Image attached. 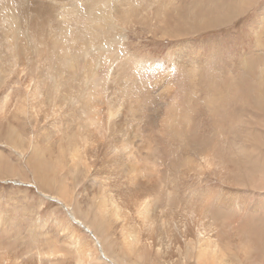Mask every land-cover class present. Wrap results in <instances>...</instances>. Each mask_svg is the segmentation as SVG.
<instances>
[{
	"label": "bare ground",
	"instance_id": "bare-ground-1",
	"mask_svg": "<svg viewBox=\"0 0 264 264\" xmlns=\"http://www.w3.org/2000/svg\"><path fill=\"white\" fill-rule=\"evenodd\" d=\"M0 264H264V0H0Z\"/></svg>",
	"mask_w": 264,
	"mask_h": 264
},
{
	"label": "rangeland",
	"instance_id": "rangeland-1",
	"mask_svg": "<svg viewBox=\"0 0 264 264\" xmlns=\"http://www.w3.org/2000/svg\"><path fill=\"white\" fill-rule=\"evenodd\" d=\"M148 43V42H147ZM150 46H149V48L151 49V50H153V51H155V53H160L162 50L160 49V48H162V46L160 47V48H155V46L154 45H152V43H148ZM165 49V48H164ZM228 58V56L227 55H224L223 56V59H227ZM230 58V57H229ZM7 184V183H6ZM10 184L11 185H17L15 182H13V181H11L10 182Z\"/></svg>",
	"mask_w": 264,
	"mask_h": 264
}]
</instances>
